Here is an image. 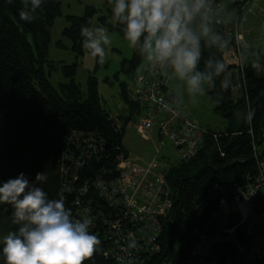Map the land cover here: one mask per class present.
<instances>
[{"label": "trees", "instance_id": "16d2710c", "mask_svg": "<svg viewBox=\"0 0 264 264\" xmlns=\"http://www.w3.org/2000/svg\"><path fill=\"white\" fill-rule=\"evenodd\" d=\"M23 7L22 0H0V183L23 172L31 184L36 173L44 172L46 181L35 182L36 185L50 199L63 197L65 207L73 215L74 193L62 192L61 185L65 136L71 131L89 132L104 140L101 156L77 165L76 189L82 182L91 181L94 172L106 161H112L118 152L127 154L122 136L127 123L139 109L129 100L128 91L122 84L121 94L128 108L118 114L124 124L120 131H115L111 125V112L102 103L95 80L91 76L88 78V89L84 94L74 81L75 63L63 65L68 79L55 87L44 70V61L51 42L49 28L61 14V0H42L41 8L35 13L37 18L32 22L20 19L19 12ZM95 12L93 5H86L82 14L65 16L68 26L63 28L62 34L71 41V48L77 53L84 50L81 26L90 27ZM111 16L108 7L98 18L108 29L124 35V26L119 22L110 23ZM206 22L214 37L197 34L201 55L194 71L204 74L203 91L214 110L226 121V126L213 130L221 134L217 140L206 136L189 160L170 163L165 170L171 206L162 220L158 236L161 250L144 264L163 260L183 264L196 240L195 230L205 224L223 193L215 183L226 188L235 181L253 180L256 174L254 153L264 156V73H257L251 67V63L257 61L264 68V47L249 45L243 50L244 84L233 90L232 84L240 78L242 81V77L236 75L235 67L223 58L231 41L216 25ZM57 44L63 45L61 40ZM142 44L143 37L131 57L120 60L123 71L134 72L143 63ZM217 62L225 65L219 74L216 73ZM226 79L227 89L222 87ZM249 108L254 110L250 121L244 119ZM29 119L38 127H29ZM91 196L96 198L89 186L86 197ZM95 209L99 219L110 211L106 205ZM22 223L16 222L12 205L0 203V229L8 235L17 232ZM95 235L101 244L92 258L83 264H114L103 255L107 241L101 235ZM2 249L0 242V264H6ZM250 264L264 262L254 260Z\"/></svg>", "mask_w": 264, "mask_h": 264}, {"label": "built area", "instance_id": "2783aa9c", "mask_svg": "<svg viewBox=\"0 0 264 264\" xmlns=\"http://www.w3.org/2000/svg\"><path fill=\"white\" fill-rule=\"evenodd\" d=\"M250 1L205 0L202 14H198L216 25L231 41L223 58L241 74L240 87L244 84L243 50L249 46L242 34L241 16L244 10L251 11L253 3ZM223 2L232 4L235 12L227 9ZM261 12L264 17V7ZM251 67L257 73H264L257 61L252 62ZM171 68L168 63L143 62L132 75L133 89L127 95L138 105L139 113L134 122L137 131L147 138L156 126L160 143L169 139L178 151L179 160L186 161L196 153L206 136L217 140L221 134L199 124L182 105L166 99L165 88ZM110 119L113 129L120 131L123 120L114 113L110 114ZM104 149V140L93 133L71 131L65 136L62 192L74 193L73 218L91 217L90 233L101 235L107 241L103 252L106 258L112 259L114 264H144L161 250L158 236L171 206V193L165 179L168 166L157 156L142 165L128 154L118 152L112 161H106L94 172L90 183L84 181L75 189L77 165L101 156ZM254 157L256 174L253 180L235 181L226 188L215 183L223 193L205 224L195 230L196 240L183 264L264 262V156L255 152ZM89 186L96 198L86 197ZM103 205L110 211L99 219L95 207L99 209ZM133 241L135 247L130 248ZM156 264H170V261Z\"/></svg>", "mask_w": 264, "mask_h": 264}, {"label": "clouds", "instance_id": "9594fccd", "mask_svg": "<svg viewBox=\"0 0 264 264\" xmlns=\"http://www.w3.org/2000/svg\"><path fill=\"white\" fill-rule=\"evenodd\" d=\"M22 3L20 19L34 21L42 0H22ZM204 7L205 0H112L109 22L124 26V37L134 48L143 37L141 51L146 59L170 64L175 74L186 80L189 92H194L201 90L205 77L194 71L201 55L200 37L189 25L202 14ZM208 31L207 26H202L203 35ZM80 35L82 47L93 58L98 57V63L104 64L105 46L111 44L107 30L81 26ZM224 68L223 63H216L217 74ZM222 87L227 89V79ZM253 111L249 108L244 119L250 121ZM46 179L44 172H38L30 184L21 172L0 183V203L12 205L16 222H23L17 232H10L2 239L6 264H83L101 244L89 231L93 223L91 217L73 218L63 197L50 199L35 183ZM129 247H135V242Z\"/></svg>", "mask_w": 264, "mask_h": 264}, {"label": "rangeland", "instance_id": "374dc122", "mask_svg": "<svg viewBox=\"0 0 264 264\" xmlns=\"http://www.w3.org/2000/svg\"><path fill=\"white\" fill-rule=\"evenodd\" d=\"M250 3H253V5L251 4V11L246 12L244 10L242 12V34L249 45L264 47V17L261 14L264 0H251ZM86 5H93L96 8L90 27L106 29L111 39V44L105 46L106 59L104 64L98 63V57L93 58L86 49L82 53L75 52L71 48V41L62 34L63 28L68 26L65 16L67 14H82ZM223 5L232 13L235 12V7L232 4L223 2ZM108 7H112V0H61V14L55 18L49 28L51 42L46 61H44V70L50 82L55 87H58L59 83L66 82L68 79L64 73L63 65L75 63L76 67L73 79L78 84L81 92L83 94L87 92V82L91 76L96 82L97 92L104 106L111 113L118 115L125 112L126 108H128L121 94V85L123 84L126 91L132 90V75L134 73L133 71H123L120 60L130 58L134 47L130 46L121 32L110 30L101 24L98 16L105 14ZM189 26L199 35H203L202 26H207L209 29L208 34L203 36L214 37L211 26L201 16L197 15ZM58 40H61L63 45L59 46L57 44ZM144 59H146L145 55ZM233 72L236 75L238 74L235 70ZM239 80L236 84H232L233 90L241 88ZM200 89L189 92L186 80L180 79L172 69L167 77L165 95L167 93L176 94L180 99L179 104L199 124L206 125V127L215 130L223 129L226 126V121L214 110L211 100L204 93L203 81H201ZM138 113L139 110L127 123L122 136V145L128 156L142 165H147L155 156L165 166L178 161V151L169 139H164L160 143L157 133L155 134L152 131L145 138L137 131L134 122ZM157 148H159L158 151ZM6 235L7 232L0 229V242H2L3 237Z\"/></svg>", "mask_w": 264, "mask_h": 264}, {"label": "water", "instance_id": "95a60500", "mask_svg": "<svg viewBox=\"0 0 264 264\" xmlns=\"http://www.w3.org/2000/svg\"><path fill=\"white\" fill-rule=\"evenodd\" d=\"M209 1H215V0H209ZM165 97H166V99L168 101H170V102H172L174 104H179L180 103L179 97L176 94H174V93H167ZM27 124H28L29 127H32V128L33 127H38V125L34 121H32L31 119H29L27 121ZM224 254H225V252L222 254V256Z\"/></svg>", "mask_w": 264, "mask_h": 264}, {"label": "crops", "instance_id": "0c3cea01", "mask_svg": "<svg viewBox=\"0 0 264 264\" xmlns=\"http://www.w3.org/2000/svg\"><path fill=\"white\" fill-rule=\"evenodd\" d=\"M145 61H147V59H144L143 62H145ZM172 69H173V68L170 69L169 74H170V72H171ZM169 74H168V75H169ZM166 84H167V83H166ZM165 89H166V88H165ZM203 126H206V125H203ZM209 129H211V128H209ZM211 130H215V129H211ZM218 130H221V129H218ZM152 131L155 132V134L157 133V129H156V128H153ZM152 131H151V132H152ZM157 135H158V134H157ZM169 165H170V164H169Z\"/></svg>", "mask_w": 264, "mask_h": 264}]
</instances>
